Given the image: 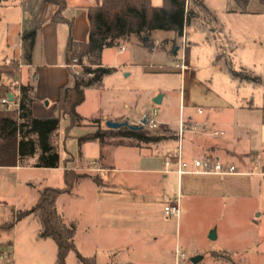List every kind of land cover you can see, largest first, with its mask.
Returning <instances> with one entry per match:
<instances>
[{
    "label": "crops",
    "instance_id": "obj_1",
    "mask_svg": "<svg viewBox=\"0 0 264 264\" xmlns=\"http://www.w3.org/2000/svg\"><path fill=\"white\" fill-rule=\"evenodd\" d=\"M254 1L252 0L248 6ZM66 2L67 7L63 15L67 20L73 22V40L76 43H87L90 34L88 8L98 4L99 0H66ZM35 4V0H30L27 3H25V0H2L0 4V119H19L18 108L15 106L7 108L2 104V100L8 98L13 102L18 98L22 86L30 89V97L33 99L32 112L35 118L49 119L58 116L56 105L60 90L68 85L70 80L69 70L65 67L70 58L67 54L70 27L67 23L53 21V17L58 10L56 5L45 4L38 9ZM152 4L155 7H161L164 4V0H152ZM203 5L205 9L197 12L199 16L197 20H201L199 21L200 23L196 20L190 28L195 31L194 33H200L201 30L202 32H210L212 35L211 39L218 42V39H221L220 37H226L224 36L226 34L225 25L219 19L221 14L210 8L207 0H203ZM231 11L249 13V10L243 12L240 9H232ZM35 25H38L39 28L33 48L27 55L22 37L26 31L35 27ZM159 33L169 32H155L151 39L157 46L153 45L149 48L144 47L136 37H132L128 43L134 44L138 51L132 55L130 54L126 58L127 60H122L121 64L119 60L107 62L104 57L106 50L103 51L102 65L106 68H115L116 71L106 76L99 88L86 90L85 101L76 109L79 116L83 119L82 124L75 126L68 132L70 118L68 116L61 117L60 128L54 135V137L56 136L54 144L57 146L60 155L61 164L59 168L34 167L37 156L21 164L18 156L19 135L14 138H6L0 131V139L4 142L10 139H15L16 141L13 154L8 151H0V264H16L14 261H9L10 258H13V250L15 248L14 241L10 237V231L16 232L18 226L14 220L12 222V216L15 217L18 212L31 209L38 201L39 192L44 189L36 188L30 179H26L24 186L21 185L20 177L23 172L39 169L58 171L65 169L64 181L66 170H73L82 174L91 175L90 173H96L100 175V185L92 179L86 178L79 181L75 188L79 186V183L92 181L99 191L106 192L107 196H110L111 202L106 204L105 207L106 219H103L109 245L106 247L97 245L98 253L93 256L96 258L100 253L105 255L110 260L108 264H187L192 259V257L188 259L182 244V221L180 217L168 216L176 219L174 231L172 232L168 228H156L152 223L144 226L137 225V227L134 226L135 224H131L132 220L134 223L139 221L137 217L140 215L132 209V204L129 201H119L120 198H123V192L121 191H124L127 185L121 177L125 172L144 174L149 179H146L143 183L142 186L144 188H148V190L160 189L158 196L153 199H144L146 205L156 202H161L162 204L166 198H169V202L165 206L179 201V205L182 208L183 198L197 199L230 197L233 195L238 198H247L255 194L256 183L254 178L264 176L262 175L264 174V95L261 103L252 104V102H247L248 104L244 105L243 102H228L226 93L214 94L210 98L211 105L209 107L205 109L188 107L187 116L186 118L183 117V120L188 125V130L182 141L184 162L191 165L195 159L209 156L223 161L220 154L237 155L240 157L241 164L232 163V165H235L242 174L228 176L193 173H185L179 176L174 172L177 169L179 148L177 131L182 117L180 113L177 114V117L175 115L174 119L167 116V107L171 105L167 93L155 92L148 96V98L151 97L155 100L156 96L161 93L163 96L160 104H156L152 100L151 102L143 103L141 106H139L138 101H134L133 106L125 103L124 112L117 113V115L110 114L102 117L103 108L99 111L86 112L85 106L88 102V94L93 91L102 93L105 89V80L111 76H117L119 74L118 69H130L133 66L145 68L147 66L146 64L134 65L129 62L135 58L139 59L143 52L155 56L154 54L160 49L159 54L164 53L166 57H171L172 61L177 58L178 54H172L167 46L161 44L162 41L160 42L154 37ZM172 37H174V34H172ZM225 48L224 43L217 46L215 64H218L221 69L223 67L218 63L219 50ZM155 50L156 52L154 53ZM118 53L119 55L124 54L126 49ZM232 53L233 51L231 56ZM185 63L188 69L183 72L179 71L180 75L185 81L189 78L192 80L194 73L188 65V52ZM156 67L150 66V68ZM169 72L171 71H165V73ZM132 74V71H128L125 74V78L131 77ZM101 87L102 89H100ZM121 93L126 95V93H132V91L124 89ZM183 95L186 97V93H180V100H182ZM151 112L156 114L162 134L172 138L157 144H141L137 148L138 154H136V157L138 160L143 161L160 158L161 168L159 169L128 170L112 166L109 163L110 154H116L121 147L129 146H113L109 142L102 145L98 140L79 143L80 138L84 136L96 133L98 130L109 129L106 126L108 121L118 123L128 121L131 125L139 126L143 118ZM62 123L65 124L63 134L60 131L62 130ZM86 126H89L92 132L86 134L74 133L75 129H83ZM193 126L197 127V131L192 130ZM103 127H106V129H103ZM250 136L252 137L247 139ZM244 138L249 141L246 151L241 154H235L236 152L228 148L229 143L233 142L235 144L244 140ZM68 142L76 143V150H69L67 147ZM132 148H136V146ZM166 157H169L172 161L170 171L165 166ZM175 187L176 193L172 194V190ZM21 188L28 190L26 195L30 197L28 200L25 199L26 201L24 200V202H21ZM32 190L38 191L33 193L31 192ZM72 194L73 191L70 195ZM21 222H26L29 228L34 227L36 234L40 235L42 227L36 215H29L22 219ZM5 233H7V236L4 235ZM42 240L47 239H40V241ZM114 241H116V244H114ZM177 250L184 254V263L181 260L178 263L176 262ZM5 252L11 254V257H2ZM217 253L231 256V253L227 250L212 251L209 253L210 264H224L217 256H213ZM201 258L198 263H202L206 259L204 256Z\"/></svg>",
    "mask_w": 264,
    "mask_h": 264
},
{
    "label": "rangeland",
    "instance_id": "obj_2",
    "mask_svg": "<svg viewBox=\"0 0 264 264\" xmlns=\"http://www.w3.org/2000/svg\"><path fill=\"white\" fill-rule=\"evenodd\" d=\"M207 3L210 8L221 14L219 19L225 25L226 34L224 36L227 38L222 36L216 42L211 39L210 32H202L201 30L200 33H194L195 31L190 28L187 47L188 65L194 73L192 80L189 78L186 82L182 79L179 71L172 70L175 63L181 62V51L177 52V58L173 61L164 53L159 54L160 49L158 54H154L155 56L143 52L139 59L135 58L129 62L134 65L146 64L147 66L145 68L133 66L130 69H118L119 74L117 76H111L105 80V89L102 93L93 91L88 94L86 112L99 111L103 108L102 117L110 114L117 115V113L124 112L125 103L133 106L134 101H138L139 106H141L145 102L154 101L148 96L155 92L167 93L169 96L171 105L167 107V116L171 119H174L175 115L177 117L179 113L182 118H186L188 107H194V109L209 107L211 105L210 98L219 93H226L228 102L232 103L243 102L244 105H247V102L261 103L264 86L241 83L226 70L229 68L244 69L264 79V5L255 0L246 8L249 13H235L231 10H242V8L234 0H207ZM208 21L210 22V20ZM172 34L159 33L154 37L160 42L162 41L161 44L172 51L174 39L178 47L181 44V38L172 37ZM221 43H224L226 47L219 50L218 63L223 69L215 64L217 46ZM121 45L125 47L126 53L119 55ZM121 45L105 49L104 57L107 62L119 60L121 64L122 60H127L126 58L130 54L138 51L132 43ZM155 46L157 45L155 44ZM160 65L161 67H159ZM150 66L157 67L150 68ZM128 71H132L133 74L131 77L125 78ZM165 71L171 72L165 73ZM124 89H130L132 93L124 95L121 93ZM180 93H186V97L183 95L182 100H180ZM159 95L161 93L156 97ZM64 125L62 123V130H60L62 134L64 133ZM144 129L151 134L163 133L160 130L149 131L146 127ZM89 132H92L89 126L74 131L75 134ZM251 137H247V139ZM54 141H56V136ZM108 141L113 146H117L119 143L136 144L135 141L117 137L116 132L111 134ZM15 143V139L6 142L0 139V151H8L13 154ZM248 143L249 141L244 138L238 143H229L228 148L236 152L235 154H241L247 150ZM67 147L74 151L76 150V143L68 142ZM137 148L121 147L116 154H110L109 163L117 168L128 170L161 168L160 158L150 161L138 160L136 157ZM220 157L226 164H241L240 157L237 155L220 154ZM64 170L39 169L23 172L20 177L21 185L24 186L26 179H30L38 189L45 187L63 188L65 186ZM90 174L93 177L101 178L99 174ZM121 177L127 185L126 189L121 191L123 198H120L119 201H129L132 204V209L140 215L137 217L139 221L134 223L132 220L131 224H135L134 226L137 227V225L144 226L152 223L156 228H168L169 231H174L176 219L166 216L164 212V206L169 202V198H166L162 204L156 202L146 205L144 199H153L158 196L160 189L148 190V188H144L142 185L148 179L144 174L125 172ZM254 181L256 188L252 197L238 198L233 195L197 199L183 198L182 208L180 205L181 237L188 259L204 256L206 259L198 264H210V252L227 250L231 256H225L223 253H217L213 256H217L224 264H264V176L254 178ZM37 191L32 190L31 192L37 193ZM168 191L171 192L169 189ZM26 192L28 193V190L21 188V202L30 198ZM175 193L176 187L172 190V194ZM110 202V196L108 197L106 192L99 191L92 181L79 183L72 195L65 194L58 199V210L64 215L66 222H75L77 225L76 244L81 255L85 257L96 256L98 253L97 245L102 247L109 245L103 219H106V204ZM13 220L18 226L16 232L10 231V237L14 241L15 248L13 258H10L9 261H14L16 264H57V245L55 242L52 239L40 241L42 238L36 234L34 227L29 228L26 222L20 221L18 223L14 216H12V222ZM214 230L217 234V240L209 238L210 233ZM4 235L7 236V233ZM114 242L116 244V241ZM180 260L184 263V258ZM96 262L97 264H108L110 260L100 253L96 257ZM67 264L82 263L79 262L76 253H71L67 258ZM187 264L192 263L188 262Z\"/></svg>",
    "mask_w": 264,
    "mask_h": 264
},
{
    "label": "trees",
    "instance_id": "obj_3",
    "mask_svg": "<svg viewBox=\"0 0 264 264\" xmlns=\"http://www.w3.org/2000/svg\"><path fill=\"white\" fill-rule=\"evenodd\" d=\"M30 0H25V3ZM36 8L40 9L45 4H54L58 7L53 21L67 23L70 27V38L67 54L76 57L79 62L99 66L96 69L86 67L80 74L69 71V83L60 90L57 101L58 116L49 119H38L33 116L29 87L20 88L19 119H0V131L6 138H14L19 135L18 156L21 164L30 158L37 156L34 165L36 168L60 167V155L54 144V135L60 128L61 117L68 116L69 132L75 126H79L83 119L77 113V107L85 101V92L90 88H99L103 79L114 73L115 68L102 67V53L107 48L128 43L132 37H136L144 47L154 45L152 36L155 32L173 33L176 38H181L184 27L192 25L198 18V11L204 10L203 0H164L161 7H155L152 0H99L98 4L88 8L90 34L87 43H76L73 40V22L67 20L63 13L67 7L66 0H35ZM246 11L252 0H234ZM264 5V0H257ZM2 0H0L1 4ZM39 26L26 31L22 37L26 54L33 48L36 33ZM148 38V39H146ZM166 43V42H164ZM171 53L177 54L176 40H173ZM69 58V59H70ZM233 78L242 82H248L264 86V79L247 70L228 69ZM92 74V76H90ZM264 110V106H263ZM116 132L117 137L124 140L135 141L136 144L119 143L120 146L139 147L141 144H157L166 139L164 134L149 133L142 130H98L96 133L80 138L79 143L98 140L105 145L111 134ZM86 178L92 179L100 185L99 177L78 173L73 170L65 172V186L63 188L47 187L39 192L37 203L28 210L20 211L15 215L16 221H21L29 215H36L41 224L40 237L52 239L57 245V264H67V258L71 253H76L82 264H97L95 257L81 255L76 245L77 225L67 223L63 214L58 210L57 201L60 196L70 194L76 184Z\"/></svg>",
    "mask_w": 264,
    "mask_h": 264
},
{
    "label": "built area",
    "instance_id": "obj_4",
    "mask_svg": "<svg viewBox=\"0 0 264 264\" xmlns=\"http://www.w3.org/2000/svg\"><path fill=\"white\" fill-rule=\"evenodd\" d=\"M190 26H185L183 30V35L181 37V44L179 46V51L182 53V59L181 62H177L172 66V70L177 71H185L188 69V66L186 65V57L188 52V35ZM23 42V40H22ZM155 46V44H154ZM125 48L123 46H120V51H124ZM65 67L72 71L75 74H80L86 67H90L92 69H96L99 66L96 65H89L85 62L81 63L79 62V59L76 57H71L69 61L65 64ZM104 67V66H102ZM92 76V74H90ZM20 97L21 93H19L18 98H16L13 102L10 101L8 98H5L2 100V104L7 107L11 108L12 106H15L19 110L20 106ZM201 112V111H199ZM147 117V123L144 127L147 128L149 131H156L160 130V124L158 123L156 119V114L151 112L149 115H146ZM188 130V125L183 120V118L179 121V129H178V141H179V148H178V158H177V169L174 171L179 176L185 174V173H193V174H205V175H218V176H228V175H236V174H242L238 168L235 165L232 164H226L223 161H221L219 158H213L211 156L209 157H203V158H197L195 159L191 165L184 162L183 155H182V141L184 138L185 133ZM193 131H197V127H192ZM172 165V161L169 157H166L165 159V166L168 171H170V166ZM264 175V174H262ZM164 212L167 216L179 218L181 215L180 205L179 201H176L170 205L165 206ZM2 257L8 258L11 257V254L9 253H3ZM181 258H184V254L180 253L179 250L176 251V262L178 263Z\"/></svg>",
    "mask_w": 264,
    "mask_h": 264
},
{
    "label": "water",
    "instance_id": "obj_5",
    "mask_svg": "<svg viewBox=\"0 0 264 264\" xmlns=\"http://www.w3.org/2000/svg\"><path fill=\"white\" fill-rule=\"evenodd\" d=\"M146 39H148V38H146ZM175 51L178 52V51H179V47H177V48L175 49ZM162 96H163V95H159V96L154 100V102H155L156 104H160V103L162 102ZM11 100H12V98H11ZM146 123H147V117L145 116V117L143 118V120L141 121V125H140V126L131 125L128 121H125V122H122V123L108 121V122L106 123V126H107V128H109V129H113V130H119V129H121V128H127V129H129V130L135 131V130H142V129L144 128V126L146 125ZM209 238H210L211 240H216L217 236H216V231H215V230L211 232ZM201 259H202L201 257H195V258H192V259H191V262L196 264V263H198Z\"/></svg>",
    "mask_w": 264,
    "mask_h": 264
}]
</instances>
